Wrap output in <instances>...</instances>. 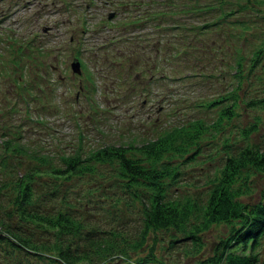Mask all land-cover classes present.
I'll use <instances>...</instances> for the list:
<instances>
[{
	"label": "trees",
	"instance_id": "trees-1",
	"mask_svg": "<svg viewBox=\"0 0 264 264\" xmlns=\"http://www.w3.org/2000/svg\"><path fill=\"white\" fill-rule=\"evenodd\" d=\"M247 1L243 4L238 0L112 1L125 14L113 20L112 25L118 28L122 25L129 30L118 39L110 36L105 48L120 42L123 47L119 53L124 52L122 55L128 57L124 62L129 61L131 66L123 62L126 76L121 79V70L119 83L129 79L132 70L136 73L134 77H142L145 59L137 55L138 58L133 60L134 51L125 53L123 49L146 41V45L152 43L153 48L159 49L162 62L158 65L164 66L160 78L177 79L184 87L200 81L212 84L213 91L188 96L186 90L171 92L166 86L168 82L164 81L162 85L168 92L164 97L168 99L170 112L178 110L181 113L166 126L158 127L153 136L142 141L104 140L88 150L78 139L71 147L57 146L51 155L25 144L24 125L21 120L17 121L22 115L16 119L12 115L20 109L28 114L31 103L21 95L10 103L7 121H3L4 125L0 123V147L4 151L1 160L5 162L9 150H22L37 162L13 179L15 190L10 208L8 211L4 209L5 215H0V241L12 242L42 259L46 256L48 258L45 259L53 264H81L80 261L87 259L91 262L94 260L92 256L103 258L105 263L114 259V264H167L157 259L153 251L156 242L166 236L170 247L185 243L182 244L185 253L195 254L197 264H258L263 252L260 247L264 242V140L262 143L247 141L251 130L257 126L259 114L252 115L253 121L245 124L236 119L240 106L256 110L264 108V68L258 70L260 47L252 49L247 57L241 49L242 39H246L245 20L236 14L229 17L235 10L248 6ZM207 30L212 32L209 37L212 40L209 45H203L205 42L199 37ZM31 39L30 43L25 40L23 44L15 39L13 61L16 65L20 62L17 56L20 49L30 56H39L44 51L40 44L34 43L36 40ZM195 45L197 49L201 48L202 53L214 57L213 68L210 65L211 69L207 70L203 66L204 61L201 64L196 62V56L200 54H194L193 61L190 60V51ZM76 55H79V49ZM166 63L170 66L165 67ZM50 66L47 63V67ZM215 75L216 82L212 80ZM132 80H128L127 88L137 91L139 82ZM40 82L37 83L40 90L54 93L53 86L46 87L43 81ZM158 85L161 86L160 82ZM16 87L20 93L19 86ZM126 94L130 95V92H123L120 98ZM34 119L38 123L42 121L39 117ZM238 136L243 137V143L239 144ZM54 154L58 155L55 157L58 161ZM211 160L216 164H213L214 170L210 175L196 173L197 177L201 174L202 180H194L190 174L182 185L177 181L181 165L187 168L193 164V171H199L200 165ZM104 163L115 165V173L120 177L123 189L127 190L126 204L141 220L139 232L130 230L123 233L119 229H110L102 236L96 228L86 227L84 217L72 213L68 207L52 209L48 203H43L48 198L43 197L44 187L37 184L35 173L45 171L50 176L70 178L91 172L98 164ZM41 164H45L44 167ZM253 174L262 178L263 188L254 199H244L242 196L250 190ZM4 185L2 181L0 190ZM190 185H205L206 192L201 201L188 194L186 189ZM48 201L51 202V198ZM11 214V219H7ZM223 221L229 226L228 232L217 235L206 244L205 230L214 222ZM25 222L37 224L29 231L38 230L25 233ZM44 228L52 230L54 241L48 242V235L44 239L35 237ZM150 230L162 233L153 236L150 251L145 252L143 247L150 243L147 238ZM207 248L209 253L205 254L203 250ZM15 264L19 262L16 260Z\"/></svg>",
	"mask_w": 264,
	"mask_h": 264
},
{
	"label": "rangeland",
	"instance_id": "rangeland-1",
	"mask_svg": "<svg viewBox=\"0 0 264 264\" xmlns=\"http://www.w3.org/2000/svg\"><path fill=\"white\" fill-rule=\"evenodd\" d=\"M112 1L114 2V0ZM112 1L93 0V2H89V6L82 8L86 0H68L63 7H59L60 0H21L15 4L12 0H0V7L5 9L4 13L0 14V123L3 124V121H7V110L12 105L10 103L19 99L21 95L25 96L31 103L28 105V114L21 109L17 113L11 112L14 119L22 115L17 121L21 120L24 125L22 133L26 136L27 143L25 144L27 146L51 155L55 153L53 149H57V146L62 145L68 148L75 145L78 139L86 147V150L94 145L102 144L104 140L111 142H124L128 139L142 141L146 137L153 136L158 127L166 126L168 121L176 119V115L181 113L178 110L175 113L170 112L169 104H167L168 99L164 97L168 93L165 86L162 85L164 81L168 82L166 86L171 92L176 90L185 92L186 90L188 96L196 92L202 94L206 91H213L212 84H202L200 81L195 84L188 83L189 85L186 84L187 86L184 87L179 84L177 79L176 81L169 80L167 76L160 78L159 74L163 72L164 66L159 67L158 65L162 62L159 60V49L153 48L152 43L146 45V41L137 42L136 45L131 44L130 49H123L125 53L130 50L134 51L133 60L138 58L137 55H142V58L145 59L142 77L137 76L138 78H136L132 73L129 76V79L133 78L132 81L139 82L138 91L128 90L129 79L119 83L120 78L118 77L121 70V79L126 76L122 64L128 57L122 55L124 52L119 53L123 47L120 42L112 43L109 49L105 48H107L106 44L109 42L110 36H115L118 39L121 34H128L129 30L123 28L122 25L119 28L112 25L113 20L118 19L122 14L125 15L120 7L117 16L113 14L114 16L107 18V11L113 10L116 6ZM11 2L12 4H10ZM238 2L243 4L245 0H238ZM246 5L249 7L246 6L240 10L236 7L237 10L229 17L236 14L245 20L243 23L246 26V39H242L244 42L241 43V49L245 51L247 57L252 49L260 47L259 60L261 62L258 64L260 71L264 68V0H248ZM234 6H236V2ZM3 8L0 9V12ZM83 14L85 17L82 16ZM81 18L86 27L84 31L80 32L77 29L80 28ZM196 19L197 17H195ZM238 24L240 25L239 22ZM70 33L80 37L78 57L81 59V70L79 72L77 70L73 72L69 66V62L73 58L72 52L76 49L72 41L68 40ZM210 34L212 35V32L207 30L204 35L199 37L202 42H205L203 45H209L212 40L209 38ZM31 38L36 40L34 43L40 44L44 51L39 56L36 54L30 56L25 53L26 51L20 49L21 52L18 51L20 54L17 52V56L23 63L19 62V65H16L13 61L15 39L23 44L25 40L30 43ZM105 40L107 42L103 43ZM22 47L25 48L23 45ZM190 53L191 61L194 59L192 56L197 53L200 54L196 56L197 63L201 64L204 61L205 69L208 70L210 65L213 68L214 57L210 58L208 53H202L201 48L197 49V45ZM46 61L51 63V67H47ZM125 64L131 66L129 61ZM169 66L166 63L165 67ZM150 77L152 78L150 79ZM15 79L18 80L16 83ZM216 79V75L212 77L214 82ZM40 81H43V85L46 87L53 86L54 93L47 89L40 90V86H37V83H41ZM262 81H264L263 76ZM159 82L161 86L158 85ZM150 83L151 85H148ZM143 84L148 86L144 88ZM16 85L19 86L21 94L17 93ZM37 89H39V93L34 92ZM123 92L128 94L130 92V95L126 94L125 97L120 98ZM255 114L260 116L256 128L251 130L247 141L262 143L264 140V108L256 110L254 107L243 108L240 106L239 117L236 120L245 124L253 121L252 115ZM36 117L41 118L42 121L36 122L34 119ZM238 137L239 144L243 143L241 142L243 137ZM3 155V147H0V184L2 181L5 182L0 190V215H5L4 209L8 211L10 208L9 203L15 190L13 188L15 176L20 175L24 169L27 170L37 162L22 150L15 152L9 150L5 156V162L1 160ZM54 155V159L58 158V155ZM56 161L58 160L56 159ZM214 163L216 164L215 160L203 163L200 165L202 167H199V171H193V164H189L187 168L181 165L177 181L182 185V182L188 181L190 174L194 180L200 181L202 180L199 177L201 174L197 177L196 173L202 172L205 176L207 173L210 175L214 170ZM44 165L40 166L44 167ZM14 166L18 168L16 169ZM115 170V165L104 163L98 164L91 172L86 171L81 176L73 175L70 178L50 176L45 171L34 175L38 177L37 184L44 187L43 197L48 198L44 199L43 203H48L52 209L68 207L72 213L84 217L83 223L86 227L96 228L102 236L110 229H119L123 233L130 230L139 232L140 226H142L141 220L133 208L127 206V190L123 189V183ZM253 177L250 190L242 196L244 199H254L258 191L263 188L262 178L256 177V174H253ZM205 189V185H190L186 191L201 201L205 195ZM50 198L51 202L48 201ZM12 216L13 214L7 216V219H11ZM33 225L37 224L25 222L23 228L25 233L38 230L29 231ZM228 228L225 221L214 222L205 230L203 236L206 239L205 243L213 241L217 235L228 232ZM159 231L150 230L147 237L150 243L143 247L145 252L150 251L153 236L162 233ZM47 235L48 242L54 241L52 230L48 228L36 233L35 237L44 239ZM166 239L167 237L164 236L156 242V246L153 248L157 259H162L167 264L175 261L182 262V264H197L198 258L195 257V254L189 252L190 255H187L185 253L182 245L185 243H177L178 246L170 247ZM260 250L263 252L258 264H264V242ZM203 252L209 253L208 248ZM45 258L48 257L45 256L42 259L35 254H29L24 248L14 246L12 242L0 241V264H15L16 260L19 264H53ZM92 259L94 260L91 262L87 259L80 263H115L114 259L105 263L99 256L96 259L92 256Z\"/></svg>",
	"mask_w": 264,
	"mask_h": 264
},
{
	"label": "water",
	"instance_id": "water-1",
	"mask_svg": "<svg viewBox=\"0 0 264 264\" xmlns=\"http://www.w3.org/2000/svg\"><path fill=\"white\" fill-rule=\"evenodd\" d=\"M71 65L74 70H77V71L81 70L79 66V59L74 58V60L71 61Z\"/></svg>",
	"mask_w": 264,
	"mask_h": 264
},
{
	"label": "flooded vegetation",
	"instance_id": "flooded-vegetation-1",
	"mask_svg": "<svg viewBox=\"0 0 264 264\" xmlns=\"http://www.w3.org/2000/svg\"><path fill=\"white\" fill-rule=\"evenodd\" d=\"M72 22H73V21H72ZM69 38H70V39H72V40H74V39H75V38H74V35H73V34H71V33L69 34Z\"/></svg>",
	"mask_w": 264,
	"mask_h": 264
}]
</instances>
